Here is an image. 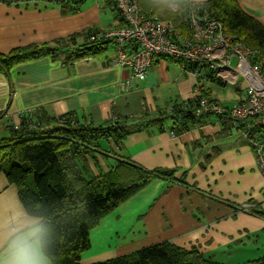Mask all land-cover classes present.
Listing matches in <instances>:
<instances>
[{
    "label": "crops",
    "instance_id": "0c3cea01",
    "mask_svg": "<svg viewBox=\"0 0 264 264\" xmlns=\"http://www.w3.org/2000/svg\"><path fill=\"white\" fill-rule=\"evenodd\" d=\"M85 1H75L79 10L71 12L74 2L62 7L52 0L16 5L0 0V53L69 37H74L75 44H68L67 49L74 50L86 43V33L100 34L121 26V16L111 1L94 0L83 6ZM234 1L264 28V0ZM103 12L110 13L112 21L103 18ZM103 47L100 54L73 62L59 52L56 57L19 63L7 75L0 73V131L18 125L22 115L36 110L53 117L71 114L93 125L121 117L128 129L137 131L140 122L176 101L196 97L201 89L225 108L245 98L244 83L231 89L199 80L182 63L161 57L153 61L146 78L138 81L130 69L114 65V43ZM127 80L131 86L122 88L120 84ZM223 89L234 96L225 98ZM219 119L211 116L207 124L178 136L168 130L169 123L163 132H132L119 148L111 140L100 143L109 152L104 160L109 165H114L113 157L126 158L148 170H175V180L155 179L101 219L90 231V247L80 264L101 263L162 242L187 250L195 247L225 264L259 257L263 247L258 241L264 235L254 236L264 230V219L248 210L264 211V177L239 129L232 125L229 133H223ZM104 161L100 159L106 171ZM38 232L39 219L25 214L15 187L0 173V260L8 257L9 246L18 237L39 244ZM244 252H255V256L241 255ZM46 262L50 264L47 258Z\"/></svg>",
    "mask_w": 264,
    "mask_h": 264
},
{
    "label": "trees",
    "instance_id": "16d2710c",
    "mask_svg": "<svg viewBox=\"0 0 264 264\" xmlns=\"http://www.w3.org/2000/svg\"><path fill=\"white\" fill-rule=\"evenodd\" d=\"M138 2L143 13L173 22L185 35L183 14L173 13L168 0ZM55 3L66 5L60 0ZM77 3H71V12L79 10ZM186 3L179 5H186L187 9ZM203 5L198 14L205 10L208 17L222 23L227 34L243 39L244 45L254 52L251 60L259 64L264 77V28L242 12L234 0H206ZM95 35V31L86 33V43L74 50L67 49L68 44H75L74 37H69L52 44H32L0 53V73L7 75L19 63L42 56L56 57L59 52L65 53L66 60L72 62L98 55L110 41L100 39L88 43L89 37ZM184 67L197 74L199 80L225 84L204 66L184 62ZM207 94L201 89L199 96L172 103L150 120L140 122L137 131L163 132L169 123L168 130L178 136L207 124L211 116L195 115L200 98L213 101ZM217 118L221 121V132L229 133L231 121ZM125 124L126 119L121 117L93 125L80 122L71 114L53 117L36 110L22 115L18 125L5 126L7 135L0 138V173L15 187L25 214L39 219V245L50 264H80L82 254L90 247V231L101 219L155 179L175 180V170H148L126 158L113 157V166L105 163L109 152L101 149L102 141L111 140L119 148L129 134L137 132ZM248 211L264 219L261 209ZM262 235L264 230L254 237ZM97 264L225 263L201 254L195 247L187 250L162 242ZM241 264H264V253Z\"/></svg>",
    "mask_w": 264,
    "mask_h": 264
},
{
    "label": "built area",
    "instance_id": "2783aa9c",
    "mask_svg": "<svg viewBox=\"0 0 264 264\" xmlns=\"http://www.w3.org/2000/svg\"><path fill=\"white\" fill-rule=\"evenodd\" d=\"M13 5L28 0H1ZM37 1V0H36ZM53 2L59 0H52ZM64 3L80 0H60ZM119 12L122 24L116 29L89 37V42L106 40L117 47L114 65L128 68L132 78L143 81L158 58L180 60L195 66H204L214 77L226 85L238 87L242 83L245 98L225 108L200 98L195 115L228 118L241 136L251 145L258 172L264 177V77L259 64L252 62L253 51L243 39L226 33L222 23L208 17L204 3L186 5L169 3V9L182 12L185 35L173 22L143 13L138 0H109ZM182 25V24H181ZM127 44V45H126ZM235 65L232 66V59ZM131 86V81L120 84ZM243 125V129H242Z\"/></svg>",
    "mask_w": 264,
    "mask_h": 264
},
{
    "label": "clouds",
    "instance_id": "9594fccd",
    "mask_svg": "<svg viewBox=\"0 0 264 264\" xmlns=\"http://www.w3.org/2000/svg\"><path fill=\"white\" fill-rule=\"evenodd\" d=\"M0 264H47V262L38 241H30L29 237H18L12 241L8 257L0 260Z\"/></svg>",
    "mask_w": 264,
    "mask_h": 264
},
{
    "label": "rangeland",
    "instance_id": "374dc122",
    "mask_svg": "<svg viewBox=\"0 0 264 264\" xmlns=\"http://www.w3.org/2000/svg\"><path fill=\"white\" fill-rule=\"evenodd\" d=\"M94 0H86L85 2H84V4H83V6H85V4L86 3H88V2H93ZM96 1H98V2H100V0H96ZM170 3H173V4H180V3H186V2H182L181 0H168ZM186 1V0H185ZM101 3V2H100ZM110 9H112V8H110ZM110 9L107 7L106 8V11H108V12H111L110 11ZM102 16H103V18L105 17L106 19H112V16L110 15V13H107V12H103L102 13ZM112 21V20H111ZM232 66H234L235 65V61H232V64H231ZM228 88H231V89H233V87L231 86V85H229V86H227ZM235 87V86H234ZM224 91H225V93H224V97L225 98H230V97H233L234 95H232V93H230L229 91H227V90H225V89H223ZM243 93V92H242ZM197 96H199V94L197 95ZM234 136H236V134H235V132H233L232 133ZM7 135V131H0V138H3V137H5ZM105 141V140H104ZM164 179V178H163ZM168 180V179H167ZM259 246L261 247H263V250H262V253L260 254V252H258V256H261L263 253H264V240H263V238H261L259 241ZM259 247V248H260ZM254 253L255 252H253V253H247V252H244L243 254H241V255H247V256H251V255H254ZM256 254H257V252H256ZM243 256V257H244ZM255 256V255H254ZM242 257V258H243Z\"/></svg>",
    "mask_w": 264,
    "mask_h": 264
}]
</instances>
